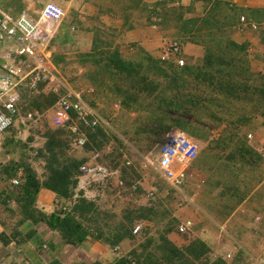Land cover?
<instances>
[{"label":"rangeland","instance_id":"rangeland-1","mask_svg":"<svg viewBox=\"0 0 264 264\" xmlns=\"http://www.w3.org/2000/svg\"><path fill=\"white\" fill-rule=\"evenodd\" d=\"M15 1L17 0H10ZM19 1L22 3L24 0ZM29 1V10L25 12L33 17L47 3H54L63 9L65 15L62 22L50 27V60L57 76L72 88L83 91L93 88L94 92L85 100L101 117L103 124L100 129L104 131L106 141L100 149L89 141L91 149L76 148L69 133L52 123L51 109L58 95L48 87L41 88L37 93H29L23 89L20 91L21 115L36 111L43 116L36 126L20 125L9 133L1 154L7 162L5 172L9 171L11 174L17 169L19 174L15 173L14 178L22 179L23 172L19 165L33 164L39 177L46 175L42 155H46L44 145L47 137L54 134L59 141L57 150L61 153V160L77 158L85 161L90 151L95 149L101 153L99 162L108 169L118 168L127 186L138 183L135 192L105 184V190L111 196L107 200L108 205L103 200L96 205L93 203L92 212L85 215V219L89 220L82 221L93 230L99 228L105 239H110L121 226L129 231L130 237L115 247L102 241L103 245L98 252L101 255L98 256L94 254L82 258L77 250L70 248L59 253V262L113 264L127 259L134 263L135 258L130 256L133 253L143 257L153 254L159 259L158 248L162 245L160 239L165 238L179 248H185L196 241L204 243L209 252L193 261V264H264V159L254 150L252 145L255 144L251 141V136H255L256 144L264 145V117L258 115L239 129L230 130L237 135L235 141L245 143L252 151L251 158L247 156L241 160L237 155L235 157L231 154L234 150L232 145L223 149V145L219 144V140L227 136L223 133V126L205 118L209 113L222 115L221 109L214 106L199 109L196 111L198 123L189 124L181 119L178 120L181 124L177 125L176 119L163 118L153 108L154 98L160 89L151 96L131 91L124 75L104 70L95 64L101 59L99 64L104 66V61L107 62L105 58L118 51L127 63L145 68L149 64L146 58L150 56L159 65L167 67L172 63L161 64L158 56L169 43L182 44L192 36H199L201 41L204 35L208 37L207 28L193 22L196 17H188L194 12V8L166 2L157 6L146 5L147 3L138 6L141 0H119L121 3L125 1L129 10L124 17L128 19L131 15L134 19L129 23L131 27H147L148 31H153L154 25L160 31L163 47L156 46V56L153 57L137 44L124 43L120 26L107 25L101 12L93 15L91 12L88 14L86 9L85 12H77L74 8L76 5H69L65 11L64 7L70 0ZM92 1L100 3L106 0ZM119 1L116 0L113 4L114 8H118ZM82 2L83 0L78 1L81 6ZM213 25L217 27L216 23ZM217 34L222 36L223 32L218 28ZM149 38L151 40L155 37L149 32ZM78 41L80 48L76 46ZM250 57L256 60L252 63V69L263 71L264 45L260 47V52L250 54ZM149 75L152 80L163 82L157 72H149ZM165 95L169 97L170 94ZM115 103L118 106L115 107ZM172 129L182 131L195 144L197 151L196 159L188 170L187 180L180 190L164 181L156 168L159 143ZM127 160L131 163L128 168L123 166ZM16 187L11 186L7 191H15ZM4 206L6 205L1 204L0 208L6 209ZM258 217L261 220H257ZM185 221H191L192 227L186 234H181L178 227ZM17 222L18 220L14 223ZM135 227H139V230L133 233ZM231 239L234 242L231 243ZM37 250H41L40 245ZM42 255V252L36 253L37 263L42 259L46 262L57 260L51 257V253L50 258ZM142 260L143 258L140 264L143 263Z\"/></svg>","mask_w":264,"mask_h":264},{"label":"trees","instance_id":"trees-1","mask_svg":"<svg viewBox=\"0 0 264 264\" xmlns=\"http://www.w3.org/2000/svg\"><path fill=\"white\" fill-rule=\"evenodd\" d=\"M211 11L213 10L208 11L206 18L200 24H214V22H206L214 15ZM193 22L198 21L195 19ZM105 60L107 62L104 61V66L99 64L101 59L95 64L103 67L104 70H113L124 75L131 91L143 92L151 96L160 89L154 98L153 108L162 114L163 118L176 119L177 125L181 124L178 121L181 119L189 124L198 123L196 111L199 109L205 110L210 106L221 109L222 115L217 116L210 113L205 115V118L214 120L223 126V133L227 134L225 139L219 140V144L223 145V149L229 144L232 145L234 150L231 154L235 157L237 155L241 160L247 156L251 158V149L245 143L235 141L237 135L230 131L239 129L258 115L264 117V69L263 71L252 69L245 45H238L232 41H216L214 46L206 47L203 62L197 67L187 65L177 67L174 64L165 67L149 56L146 58L149 64L143 68L141 65L125 62L118 51L112 52ZM149 72H157L163 82L152 80ZM165 93H169V97ZM55 137L54 134H50L44 145L46 152V155H42L46 170L44 179L40 181L29 164L19 165L23 172V181L15 191L9 190L5 195L6 199H12L19 208L21 219L18 224L24 221H30L34 225L46 223L59 234L64 245L73 247L78 246L91 235L111 247L128 239L130 233L125 230L124 226L117 228L110 239L103 238V233L99 228L93 230L85 226L82 221L89 220L85 219V215L92 212L94 204L82 196L75 200L69 211L59 208L50 215H46L36 208L35 200L41 188L50 190L58 199L71 200L80 175L79 167L84 162V160L75 158L61 160V153L57 150L59 141ZM88 139L89 143L100 149L106 141V135L102 129H97L88 136ZM89 143L85 148L91 149ZM16 171L17 169L8 174V178L14 177ZM34 234L35 231L30 230L24 235L15 232L12 236L26 241ZM0 240L4 244L8 243L2 235H0ZM160 240L162 245L158 248L159 259H156L153 254L143 257L133 253L130 256L135 258L134 263L121 259L113 264H140L142 258L143 263L141 264H193V261L199 260L209 252L207 246L198 241L185 248H179L165 238ZM47 264L61 263L54 259Z\"/></svg>","mask_w":264,"mask_h":264},{"label":"built area","instance_id":"built-area-1","mask_svg":"<svg viewBox=\"0 0 264 264\" xmlns=\"http://www.w3.org/2000/svg\"><path fill=\"white\" fill-rule=\"evenodd\" d=\"M63 9L54 4H45L35 17L22 11L16 16L0 10V155L4 150V141L13 129L21 126H36L41 113L36 111L21 115L20 91L37 93L41 88H51L57 95L52 107V123L69 133L72 144L76 148H84L88 144V136L102 128L103 121L98 113L89 107L85 98L91 95L93 88L84 91L74 89L59 78L50 60L48 37L50 27L60 24L64 18ZM243 27L258 30L264 26L248 22L240 17ZM159 63H172L183 67L182 47L178 42L169 43L158 56ZM254 150L264 159V145ZM100 151L92 149L88 158L79 167V173L86 175L94 170L105 171V167L96 166ZM195 144L180 130L172 129L165 134L158 146L156 168L159 176L176 189L180 190L187 180L188 170L196 159ZM127 168L130 161H124ZM21 177L11 180V186H19ZM138 183L127 186L121 178L116 186L123 191L135 192ZM57 209L69 211V205L55 201ZM257 220H261L260 217ZM192 227L191 221H185L178 227L181 234H186ZM139 227H135L136 233ZM47 254L48 247L43 245Z\"/></svg>","mask_w":264,"mask_h":264},{"label":"crops","instance_id":"crops-1","mask_svg":"<svg viewBox=\"0 0 264 264\" xmlns=\"http://www.w3.org/2000/svg\"><path fill=\"white\" fill-rule=\"evenodd\" d=\"M78 1L80 2V0H75L74 3V0H70L66 4V7H64L65 11L68 10L69 5H76L74 8L77 12H85V9L88 14L91 12V15L96 12H101L103 21L107 25H112L113 27L120 26L119 31L121 37L124 38V43L137 44L138 47L143 48L153 57L156 56V46L160 45L159 48L163 47L161 44L163 41L160 39L161 33L156 26H152L153 31H148L147 27L137 29L136 27L130 26L129 23H132L134 19L131 15L128 19L124 17L125 12L129 11L126 8L125 1L121 3V1L118 0V8H114L113 5L116 3V0H106L100 3L92 0H83L82 6ZM29 2V0H24L22 3L19 0L15 2L0 0V10L16 16L22 11L29 10ZM164 2L184 7L192 6L194 12L189 14L188 17H196L199 24L206 18L208 11L212 9L213 11L211 12L214 13V17L212 16L206 22L216 23L219 30L223 32V35L219 36L217 34L218 28L214 27L213 24H202L204 28L208 30V37L204 35L202 41L199 36H192L185 40L181 44L182 57L184 61H186L185 64L188 66H200L203 62L206 47H211V45L214 46V42L216 41H232L238 45H245L248 57H250V54L260 52V47L264 45V30H262V28L252 30L249 27H243L239 22L240 17H245L250 23L264 26V0H141L138 6L145 5L146 3V5L150 4L152 6H157ZM207 25L208 27H206ZM149 32L153 34L155 37L154 39L150 40ZM204 32H206V29H204ZM214 32L215 34H213ZM223 36H225V39ZM76 46L80 48L79 41L76 43ZM151 46L153 48H151ZM250 58L249 61L252 67L253 61L256 60ZM262 63L264 66V61H262ZM114 106H118L117 103H115ZM256 140L255 136H251V141L255 144L252 145L253 148L261 145H257ZM258 140L261 141V139ZM6 164L7 162L4 155H0V205H6L4 206L6 209L0 208V235L8 240L7 244L2 243L0 240V264H47L49 261L46 262L43 259L41 262L38 260L37 263L36 253L38 251L39 253L42 252V256H46L47 258H50L49 254L51 253V257L53 259L57 258L60 262L61 255L59 253L67 251L70 248L77 250L79 256L82 258L91 257L94 256V254L98 256L100 254L98 252L103 245L102 241L96 239L93 235L88 236L84 242L73 247L64 245L60 240L59 234L55 230H52L46 223L34 225L30 221H24L18 224L21 218L19 208L12 200L5 198L7 189L11 187V180L14 178H8L10 172H5V170H7ZM95 165L105 167L99 161ZM31 168L35 171L33 164ZM16 173L19 174L18 171ZM37 177L42 181L45 175L43 177L37 175ZM121 178L118 168L108 169L105 167V171L94 170L86 175L78 177L76 188L73 191L74 195L71 200L58 199L50 190L41 188L37 193L35 206L41 212L50 215L57 209L55 206L56 200L62 205L71 206L78 197L82 196L95 205L102 200L107 204V200L110 199L111 196H108L107 190H105V187L107 188L105 184L109 183L111 185H116L117 180ZM104 179L105 181H103ZM16 220H18L17 224L14 223ZM30 230H34L35 234L29 240L23 241L20 237L13 238L12 236L15 232L24 235ZM228 237L230 239V236ZM232 241L231 239V243ZM39 245L41 246V250H37ZM43 245H47L49 249L47 254L43 252ZM50 248L55 249L53 250L55 252L51 251Z\"/></svg>","mask_w":264,"mask_h":264}]
</instances>
